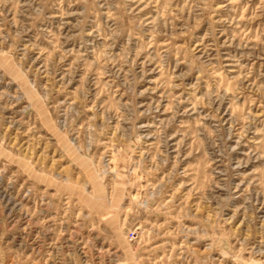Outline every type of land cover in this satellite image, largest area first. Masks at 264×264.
Segmentation results:
<instances>
[{
	"label": "rangeland",
	"instance_id": "1",
	"mask_svg": "<svg viewBox=\"0 0 264 264\" xmlns=\"http://www.w3.org/2000/svg\"><path fill=\"white\" fill-rule=\"evenodd\" d=\"M0 264H264V0H0Z\"/></svg>",
	"mask_w": 264,
	"mask_h": 264
}]
</instances>
